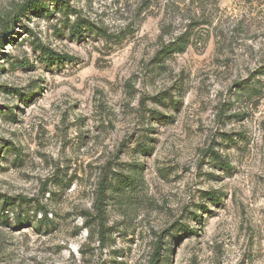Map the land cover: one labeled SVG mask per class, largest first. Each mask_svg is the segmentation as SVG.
<instances>
[{"label": "rangeland", "instance_id": "rangeland-1", "mask_svg": "<svg viewBox=\"0 0 264 264\" xmlns=\"http://www.w3.org/2000/svg\"><path fill=\"white\" fill-rule=\"evenodd\" d=\"M2 32L0 264H264V0H0Z\"/></svg>", "mask_w": 264, "mask_h": 264}, {"label": "trees", "instance_id": "trees-1", "mask_svg": "<svg viewBox=\"0 0 264 264\" xmlns=\"http://www.w3.org/2000/svg\"><path fill=\"white\" fill-rule=\"evenodd\" d=\"M38 4H39V1H35L34 4L30 5L29 7L30 8L38 7ZM70 30L72 33H75V34L81 33L80 26L75 23L71 25ZM1 39H5L4 32H2V34L0 35V41ZM187 43H188V38H186L185 36L179 37L174 42H171L169 45L165 46L161 51L158 52V54H162V53L168 54L170 52H182L187 47ZM42 52L46 56V59L48 61L50 60L60 61L61 59H69V60L73 59V57L70 55L56 53L46 46L42 47ZM2 215L4 214L2 213ZM159 247H160L159 244H157L155 249L157 248L159 249ZM159 259H160L159 252L158 250H156L154 252V255L150 258L149 264H159Z\"/></svg>", "mask_w": 264, "mask_h": 264}]
</instances>
